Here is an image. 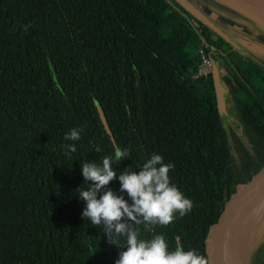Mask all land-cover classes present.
I'll return each mask as SVG.
<instances>
[{
  "label": "trees",
  "instance_id": "obj_1",
  "mask_svg": "<svg viewBox=\"0 0 264 264\" xmlns=\"http://www.w3.org/2000/svg\"><path fill=\"white\" fill-rule=\"evenodd\" d=\"M191 1L264 41L221 0ZM199 45L219 71L225 123L211 76L191 77ZM73 128L81 139L65 141ZM263 133L264 69L175 0H0V264H114L123 249L81 218L76 194L88 186L80 164L101 163L117 144L130 153L118 173L152 153L174 165L170 181L193 207L153 231L203 254L228 170ZM108 187L120 194L118 180Z\"/></svg>",
  "mask_w": 264,
  "mask_h": 264
},
{
  "label": "clouds",
  "instance_id": "obj_2",
  "mask_svg": "<svg viewBox=\"0 0 264 264\" xmlns=\"http://www.w3.org/2000/svg\"><path fill=\"white\" fill-rule=\"evenodd\" d=\"M82 131L73 128L64 140L79 141ZM62 147L66 155L77 151L73 144ZM100 151L96 149V153ZM129 155L127 148L117 144L113 154L100 157L101 163L84 160L80 164L83 180L88 182L86 188H77L76 195L84 202L81 218L98 227L109 245L123 249L114 264H209L198 250H186L179 238L170 248L164 234L153 231L156 225L168 226L177 214L183 217L193 207L191 199L170 181L169 171L174 165L152 153L135 171L132 166L115 171ZM113 180H118L120 194L108 187ZM141 225L151 233L150 238L141 237Z\"/></svg>",
  "mask_w": 264,
  "mask_h": 264
},
{
  "label": "water",
  "instance_id": "obj_3",
  "mask_svg": "<svg viewBox=\"0 0 264 264\" xmlns=\"http://www.w3.org/2000/svg\"><path fill=\"white\" fill-rule=\"evenodd\" d=\"M197 20L213 32L220 35L214 26L206 21L204 14L188 0H175ZM227 6L236 9V5L221 0ZM242 9H236L243 14ZM264 29V20L256 12L246 10L243 14ZM209 28V29H210ZM221 36V35H220ZM235 39L264 57V44L247 36L235 35ZM215 97V106L219 114L225 113L223 88L219 82V71L214 61L210 72ZM100 122L111 138L105 117L95 102ZM264 176V133L254 139L246 155L228 170V182L218 195V202L212 214L206 216L203 228L202 253L209 264H264V250L257 237L259 203L257 206L258 184Z\"/></svg>",
  "mask_w": 264,
  "mask_h": 264
},
{
  "label": "rangeland",
  "instance_id": "obj_4",
  "mask_svg": "<svg viewBox=\"0 0 264 264\" xmlns=\"http://www.w3.org/2000/svg\"><path fill=\"white\" fill-rule=\"evenodd\" d=\"M224 1L229 2L231 5L232 4L238 5L239 3L243 2V0H224ZM197 8H199V7H197ZM236 9H238V8L236 7ZM236 9H235V11H237ZM239 9H242V8H239ZM246 10L252 11L249 7H247L245 5V9L242 10L243 11V14L246 12ZM258 15H259V18L261 20H263L262 16L260 14H258ZM205 20L208 21L209 23H211L214 26L215 30L217 32H219V34L221 35V37H220L221 39L222 38H225L228 42L231 43V45L233 47H236L237 48L236 49L237 51L241 52L242 54H244L246 56L254 55L256 58L262 60V62H260V64H261L262 68L264 69V57L261 56L260 54H258L256 51L255 52L258 55L255 54V52H254L253 49H251L250 47H248L246 45L241 44L240 42L237 41V39H234V38L230 37V32L233 31L235 33H238L240 35L247 36V37H249L251 39H254V40L258 41L256 39L255 35H251V34L245 32V31H241L240 29L239 30L238 29L236 30L234 28H230V27L224 25L223 23L216 21L215 19H213L211 17L210 18L207 17ZM210 29L213 31L212 28H210ZM258 42L264 44V41H258ZM223 96H224V103L226 104V101L227 100H226L225 93H223ZM221 119L225 123L228 120V115H226V113H221ZM262 220H264V205L263 204H260L259 205V213H258V223H257L258 224L257 225V237L260 240V242L261 241H264V223H262Z\"/></svg>",
  "mask_w": 264,
  "mask_h": 264
},
{
  "label": "built area",
  "instance_id": "obj_5",
  "mask_svg": "<svg viewBox=\"0 0 264 264\" xmlns=\"http://www.w3.org/2000/svg\"><path fill=\"white\" fill-rule=\"evenodd\" d=\"M196 54L198 56V65L192 72L191 77L206 78L208 75H210L212 60L200 45L196 48Z\"/></svg>",
  "mask_w": 264,
  "mask_h": 264
},
{
  "label": "bare ground",
  "instance_id": "obj_6",
  "mask_svg": "<svg viewBox=\"0 0 264 264\" xmlns=\"http://www.w3.org/2000/svg\"><path fill=\"white\" fill-rule=\"evenodd\" d=\"M243 2L252 11H255L257 13V15L260 14L264 20V0H243ZM257 198H258L257 206H258V203H259V205L260 204L264 205V176L261 179L260 183L258 184ZM257 211H259V210H257ZM262 223H264V220H262Z\"/></svg>",
  "mask_w": 264,
  "mask_h": 264
},
{
  "label": "flooded vegetation",
  "instance_id": "obj_7",
  "mask_svg": "<svg viewBox=\"0 0 264 264\" xmlns=\"http://www.w3.org/2000/svg\"><path fill=\"white\" fill-rule=\"evenodd\" d=\"M188 1H190L193 5H195V6H197L198 7V5H196L195 3H194V1H191V0H188ZM213 16H214V14H212ZM207 17L208 18H210V17H212L211 16V14H207ZM213 19H215L216 21H218V22H221L218 18H216V17H213ZM221 23H223L224 25H226V26H228V27H230V28H234V29H236L235 28V26H233L232 24H230V23H227V22H221ZM237 30V29H236ZM236 34H238V33H235V32H233V31H231L230 32V37H232V38H234L235 39V35ZM249 34H251V35H253L251 32H249ZM240 35V34H239ZM244 36V35H243ZM219 37H221L220 35H219ZM223 39V41L225 42V43H227L231 48H233V49H235L236 50V47H233L232 45H231V43L230 42H228L225 38H222ZM256 39L258 40V41H262V40H260V39H258L257 37H256ZM239 52V51H238ZM239 53H241V52H239ZM242 54V53H241ZM242 55H244V54H242ZM245 56V55H244ZM248 58V57H247ZM249 59V58H248ZM254 62V61H253ZM258 62H260V61H258ZM263 69V68H262Z\"/></svg>",
  "mask_w": 264,
  "mask_h": 264
},
{
  "label": "crops",
  "instance_id": "obj_8",
  "mask_svg": "<svg viewBox=\"0 0 264 264\" xmlns=\"http://www.w3.org/2000/svg\"><path fill=\"white\" fill-rule=\"evenodd\" d=\"M237 49V48H236ZM255 52V51H254ZM255 54H257L256 52H255ZM258 55V54H257ZM246 56V55H245ZM246 57H248L250 60H252V61H254L255 63H257L261 68H262V66H261V64H260V62H262V60H260V59H258V58H256L254 55H249V56H246ZM258 61H260V62H258Z\"/></svg>",
  "mask_w": 264,
  "mask_h": 264
}]
</instances>
